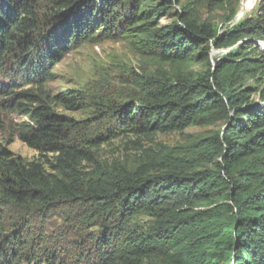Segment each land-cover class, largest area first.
<instances>
[{
  "label": "trees",
  "instance_id": "16d2710c",
  "mask_svg": "<svg viewBox=\"0 0 264 264\" xmlns=\"http://www.w3.org/2000/svg\"><path fill=\"white\" fill-rule=\"evenodd\" d=\"M171 7L0 0V103L23 118L15 133L39 152L26 159L0 138V264H264V90L256 100L247 84L264 63L246 56L245 44L209 58L213 47L264 38V17L222 31L186 14L161 26ZM124 38L170 64L172 76L127 77L141 94L96 100L91 117L60 112L84 108L87 95L46 91L54 65L73 46ZM198 60L205 70L190 69ZM201 119L225 123L134 169L99 160L111 139L183 131ZM62 212L81 253L64 248L65 233L48 231Z\"/></svg>",
  "mask_w": 264,
  "mask_h": 264
},
{
  "label": "rangeland",
  "instance_id": "374dc122",
  "mask_svg": "<svg viewBox=\"0 0 264 264\" xmlns=\"http://www.w3.org/2000/svg\"><path fill=\"white\" fill-rule=\"evenodd\" d=\"M185 14L199 22H211L222 31L230 29L246 18H263L264 0H172V7L164 12L159 23L161 26L181 23V16ZM254 42L256 45L249 48ZM242 44L246 45V50L243 51L246 56H251L262 64L264 63V38H246L226 49L213 47L209 58L213 63L219 56L227 54L231 49L240 47ZM206 64L207 61H194L190 64V69L200 72L207 68ZM172 71L170 64L140 52L130 38L106 39L98 43L88 42L71 47L54 65L52 79L45 85V89L51 94L68 89L85 93L87 104L84 108L68 109L65 106L58 108L60 112L82 119L94 115L98 107L96 100L108 97L122 99V94H130V96L141 94V88L137 84L123 82L127 77L138 75L144 78L154 76L169 78L172 76ZM5 82H7L6 79L0 78V83ZM247 84L257 89L254 97L260 100V90H264V67L257 77H250ZM22 119L13 107H4L0 103L2 127L0 138L13 152L31 160L37 158L39 152L29 147L15 133L17 124ZM224 123V120L213 119L207 123L206 120L201 119L198 124L191 125L183 131L157 132L150 135H122L101 145L99 160L107 166L123 165L134 169L143 161L161 160L160 158L166 157L167 152H170L169 148L188 146L197 140L210 137L217 130L222 129ZM9 139L12 141L8 145ZM96 165L91 163L88 170L93 171ZM47 227L50 233L62 231L68 236L64 243L67 251L83 252V248L76 247L73 243L79 236L73 235V228L68 225L63 212L52 215Z\"/></svg>",
  "mask_w": 264,
  "mask_h": 264
}]
</instances>
